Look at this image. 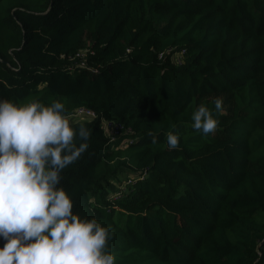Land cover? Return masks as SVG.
<instances>
[{"label": "trees", "instance_id": "obj_1", "mask_svg": "<svg viewBox=\"0 0 264 264\" xmlns=\"http://www.w3.org/2000/svg\"><path fill=\"white\" fill-rule=\"evenodd\" d=\"M0 100L96 111L70 121L90 138L58 187L115 264H264V0H0Z\"/></svg>", "mask_w": 264, "mask_h": 264}, {"label": "clouds", "instance_id": "obj_2", "mask_svg": "<svg viewBox=\"0 0 264 264\" xmlns=\"http://www.w3.org/2000/svg\"><path fill=\"white\" fill-rule=\"evenodd\" d=\"M214 103L222 112V100ZM192 121L204 135L217 129L213 111L203 104ZM77 136L84 141L79 146ZM89 138L83 125L73 129L58 100H0V264H115L109 229L74 214L72 198L58 187L60 173L87 150ZM179 139L169 131V148L177 149Z\"/></svg>", "mask_w": 264, "mask_h": 264}, {"label": "built area", "instance_id": "obj_3", "mask_svg": "<svg viewBox=\"0 0 264 264\" xmlns=\"http://www.w3.org/2000/svg\"><path fill=\"white\" fill-rule=\"evenodd\" d=\"M84 54H85V51H82V55ZM160 57H162V54L160 55ZM173 60L174 62L181 64L184 60V51L175 52L173 54ZM97 116L98 115L96 111H94L91 108H87L83 106L76 108L73 112H71L68 115V117H79V118L83 117V118L91 119V120L97 118ZM102 125L105 131V135L111 138H113L114 136H117L121 130H124V127L122 124H119V123H116L110 120H103ZM125 131L129 132L130 129L129 128L125 129ZM145 174H146L145 172H137L135 174L130 175V177L127 180H125L121 184V186H119V189L109 196V199L111 201H114L118 197L122 196V194L127 191L130 184H132L137 179L144 178Z\"/></svg>", "mask_w": 264, "mask_h": 264}, {"label": "rangeland", "instance_id": "obj_4", "mask_svg": "<svg viewBox=\"0 0 264 264\" xmlns=\"http://www.w3.org/2000/svg\"><path fill=\"white\" fill-rule=\"evenodd\" d=\"M71 122L86 120V118L68 117Z\"/></svg>", "mask_w": 264, "mask_h": 264}, {"label": "crops", "instance_id": "obj_5", "mask_svg": "<svg viewBox=\"0 0 264 264\" xmlns=\"http://www.w3.org/2000/svg\"><path fill=\"white\" fill-rule=\"evenodd\" d=\"M87 120H91V119H87Z\"/></svg>", "mask_w": 264, "mask_h": 264}]
</instances>
